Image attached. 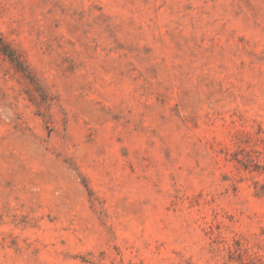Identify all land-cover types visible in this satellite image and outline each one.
Returning a JSON list of instances; mask_svg holds the SVG:
<instances>
[{
    "label": "rangeland",
    "instance_id": "374dc122",
    "mask_svg": "<svg viewBox=\"0 0 264 264\" xmlns=\"http://www.w3.org/2000/svg\"><path fill=\"white\" fill-rule=\"evenodd\" d=\"M0 264H264V0H0Z\"/></svg>",
    "mask_w": 264,
    "mask_h": 264
}]
</instances>
